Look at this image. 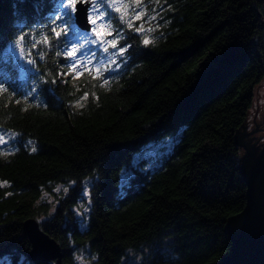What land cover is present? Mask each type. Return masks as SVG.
Here are the masks:
<instances>
[{
	"label": "trees",
	"instance_id": "1",
	"mask_svg": "<svg viewBox=\"0 0 264 264\" xmlns=\"http://www.w3.org/2000/svg\"><path fill=\"white\" fill-rule=\"evenodd\" d=\"M116 7L102 9L96 25L111 33L104 46L118 42L106 54L60 0H0L7 90L0 131L18 138L13 151H0V264H48L26 257L29 218L59 244L61 264H123L129 251L141 254L139 264H219L230 254L224 228L243 210L246 191L235 134L264 79V0H120ZM53 28L67 35L57 41ZM20 35L26 40L17 45ZM72 44L96 67L116 60L104 73L109 84L59 79L34 93L35 65L21 48L45 79H58L69 70ZM120 44L128 48L123 57ZM165 138L172 146L158 165L131 168L141 147ZM86 180L89 208L79 219Z\"/></svg>",
	"mask_w": 264,
	"mask_h": 264
},
{
	"label": "water",
	"instance_id": "2",
	"mask_svg": "<svg viewBox=\"0 0 264 264\" xmlns=\"http://www.w3.org/2000/svg\"><path fill=\"white\" fill-rule=\"evenodd\" d=\"M74 22L81 31H90L84 8L78 7ZM244 127L246 124L236 132L235 143L240 150L237 168L246 187L245 206L227 219L224 232L230 240V254L219 264H264V142L259 143L263 135L248 139ZM22 229L30 245L28 261L48 262L49 256H54L56 264H61L59 244L40 229L35 219H26Z\"/></svg>",
	"mask_w": 264,
	"mask_h": 264
},
{
	"label": "snow or ice",
	"instance_id": "3",
	"mask_svg": "<svg viewBox=\"0 0 264 264\" xmlns=\"http://www.w3.org/2000/svg\"><path fill=\"white\" fill-rule=\"evenodd\" d=\"M120 0H60V3L62 5V10L64 12V15L75 17L78 7H82L86 11V20L87 25L89 26L92 34L96 37V40L99 41V44L102 47V51L104 53H108L109 49H117L118 42L115 39L109 40L107 42V46L105 45L104 39H102L105 35H111V33H105L103 28H97V23L102 20L106 13L105 11H102V9H111L112 11L119 13L121 9L119 7H116V4L119 3ZM135 3H140V0H134ZM59 19V17H57ZM141 19V16L137 14L136 20L139 21ZM141 29H137V32H140ZM52 32L54 33L56 40L59 41L63 38V36L67 35L66 32H64V29L61 28L60 30H57L56 28L52 29ZM26 40V35H20L16 39V44L20 45L22 41ZM45 43H48V40L44 41ZM95 43V42H93ZM143 43L145 45L149 44L148 40H144ZM120 44L118 48V55L120 57H123L127 52L128 48L126 49L124 46H121ZM83 46L79 44H72L71 49L67 51L65 59L67 61H70V67L67 73H59L58 79H45V73L41 71L37 61L33 58H28L32 56V53L25 52L23 48H21V58H27V63L29 65H35L34 71L36 73V87L32 89L34 93H39V91L44 87H50V86H56L58 84L59 79H64V83H67L69 79L71 80H81L85 76L90 77L92 80L98 82L100 86H106L109 84L108 77L104 75V73L108 72L109 65H115L116 60L110 59L107 63H103L100 67L94 66L93 60L90 57H82L81 56V48ZM57 56L60 55L59 52L56 53ZM96 53L93 52L92 56H95ZM42 58V57H41ZM7 91L5 88L0 87V92ZM84 99H89V95L86 93L84 95ZM98 99V97H97ZM17 103L20 101L17 100ZM0 142L2 141V138H0ZM33 153L36 152V149H32ZM56 258L54 256H49L48 258V264H55Z\"/></svg>",
	"mask_w": 264,
	"mask_h": 264
},
{
	"label": "rangeland",
	"instance_id": "4",
	"mask_svg": "<svg viewBox=\"0 0 264 264\" xmlns=\"http://www.w3.org/2000/svg\"><path fill=\"white\" fill-rule=\"evenodd\" d=\"M90 33L87 34V36ZM264 128V79L263 81L257 85L253 90L252 95V103L248 110L246 116V127L247 131H252L255 125ZM258 135L264 136V132H259ZM0 138H2L3 142H0V151L1 152H11L13 151L18 145V138L15 134L10 132H3L0 131ZM173 139L172 138H165L155 143H149L144 145L139 149V151L134 155L131 161V168L135 169L137 167L141 168L142 171L152 169L155 165L160 163L161 159L167 155L171 149ZM30 145V143H26ZM239 158V155H238ZM237 158V161H238ZM131 168L129 170H124L120 176V181L126 182L131 174ZM90 180L83 181L82 183V193L79 203L74 209V214L79 219H83L88 211L89 208V187H90ZM61 187H57L54 192H57L56 195L59 194ZM63 188V187H62ZM54 198V197H53ZM46 200L51 201L52 197L48 195H44ZM143 257L140 253L129 251L126 254V257L123 259V264H139L141 263Z\"/></svg>",
	"mask_w": 264,
	"mask_h": 264
},
{
	"label": "flooded vegetation",
	"instance_id": "5",
	"mask_svg": "<svg viewBox=\"0 0 264 264\" xmlns=\"http://www.w3.org/2000/svg\"><path fill=\"white\" fill-rule=\"evenodd\" d=\"M256 130L257 132L255 134H250L251 132L250 131H247V127H244L243 128V133H244V136L247 137L248 139L251 137L253 138L254 136H258V133L261 132L263 133L264 132V128L263 127H259L257 124L255 125L253 131ZM264 142V136L263 138L260 140L259 143H263Z\"/></svg>",
	"mask_w": 264,
	"mask_h": 264
}]
</instances>
